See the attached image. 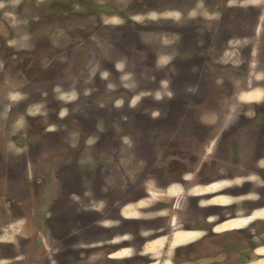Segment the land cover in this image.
I'll return each instance as SVG.
<instances>
[{
	"label": "rangeland",
	"instance_id": "obj_1",
	"mask_svg": "<svg viewBox=\"0 0 264 264\" xmlns=\"http://www.w3.org/2000/svg\"><path fill=\"white\" fill-rule=\"evenodd\" d=\"M260 227L264 0H0V264H235Z\"/></svg>",
	"mask_w": 264,
	"mask_h": 264
},
{
	"label": "flooded vegetation",
	"instance_id": "obj_2",
	"mask_svg": "<svg viewBox=\"0 0 264 264\" xmlns=\"http://www.w3.org/2000/svg\"><path fill=\"white\" fill-rule=\"evenodd\" d=\"M254 228H255L254 223L252 222L250 229L252 230ZM256 229H258L256 231V235L259 238V243H256V246H255V242L253 241V238L255 236H254V233H252V232L249 234L247 233L248 244L245 243L246 247L243 246L244 245L243 243L241 244V246L239 245V247L237 245H235V243L238 241V239H234L233 238L234 235L230 234V236H231L230 239H231L233 244H229L228 241L230 242V240H228L226 243V244H229L228 248L231 249L232 251H234L235 254H237V255L241 254V260L238 259L236 262L239 261L240 264H245L247 262L246 264H248V262H251V261H258L260 259H264L263 254L257 252L259 249L264 248V230H261V227L256 228ZM237 230H239V229H237ZM215 246H217V245H215ZM217 247H215V249H217ZM236 262H235V264H236Z\"/></svg>",
	"mask_w": 264,
	"mask_h": 264
}]
</instances>
